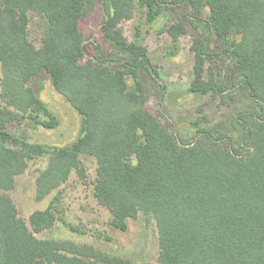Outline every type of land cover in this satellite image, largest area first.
Masks as SVG:
<instances>
[{"label": "trees", "instance_id": "1", "mask_svg": "<svg viewBox=\"0 0 264 264\" xmlns=\"http://www.w3.org/2000/svg\"><path fill=\"white\" fill-rule=\"evenodd\" d=\"M90 1L0 0V264H133L34 235L60 217L59 187L70 173L84 177L80 155L96 160L93 194L115 228L126 230L140 212L155 220L159 264H264V116L248 126L237 118L243 128L234 137L217 138L196 121L192 142L179 143L146 108L140 74L157 76L147 48L129 42L120 26L136 10L153 20L164 1L102 0L98 33L85 38L80 21ZM188 2L207 8L208 27L224 46L225 73L264 108V0ZM32 17L42 24L39 47L29 38ZM167 32L176 41L184 27L172 23ZM190 49L187 90L218 95L219 79L206 67L201 45ZM43 74L82 118V133L65 146L30 143L5 130L19 117L56 124L31 86ZM41 153L48 161L35 179L36 199L56 192L30 214L29 228L5 191Z\"/></svg>", "mask_w": 264, "mask_h": 264}, {"label": "rangeland", "instance_id": "2", "mask_svg": "<svg viewBox=\"0 0 264 264\" xmlns=\"http://www.w3.org/2000/svg\"><path fill=\"white\" fill-rule=\"evenodd\" d=\"M161 11L149 21L147 15L136 10L134 16L120 26L129 42H136L147 48V55L157 76L140 74L144 86L146 108L170 131L179 143H191L196 121L202 129H210L219 136L234 137L243 128L241 119L250 125L253 119L264 116V108L251 100L246 89L239 82L233 84V76L225 73L227 59L224 46L208 27L209 13L204 6L195 10L189 0L174 2L163 0ZM102 0H91L80 21L85 38L98 33L103 18ZM181 23L184 33L173 41L167 32L172 23ZM42 24L32 17L29 24V38L36 47L40 45ZM200 44L206 67L215 73L218 95H196L187 89L193 79L194 56L190 47ZM0 69V80H1ZM129 84L131 80L128 79ZM38 83L42 87L37 89ZM31 86L37 96L56 118V124L45 127L36 124L29 117H19L6 123L5 130L13 137H24L28 142L49 146H65L82 133L80 114L52 86L44 74L35 78ZM2 105V104H1ZM39 118L49 120L40 112ZM206 120H204V119ZM242 122V123H243ZM84 177L74 170L59 187L61 198L59 216L54 225L34 233L37 238L68 241L84 245L105 255L130 260L133 264H159V244L156 222L141 212L135 219L127 220L122 231L111 223L110 212L94 197L96 160L89 155H80ZM48 154H37L28 160L26 169L14 178V185L5 191L15 205L17 215L29 228V216L35 210L46 208L56 191L43 199H36L35 179L46 167Z\"/></svg>", "mask_w": 264, "mask_h": 264}]
</instances>
